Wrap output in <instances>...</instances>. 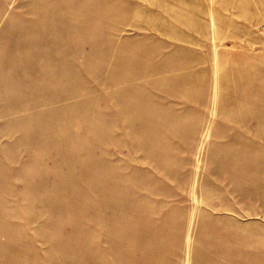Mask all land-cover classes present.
Returning a JSON list of instances; mask_svg holds the SVG:
<instances>
[{
  "label": "rangeland",
  "instance_id": "374dc122",
  "mask_svg": "<svg viewBox=\"0 0 264 264\" xmlns=\"http://www.w3.org/2000/svg\"><path fill=\"white\" fill-rule=\"evenodd\" d=\"M0 264H264V0H0Z\"/></svg>",
  "mask_w": 264,
  "mask_h": 264
}]
</instances>
